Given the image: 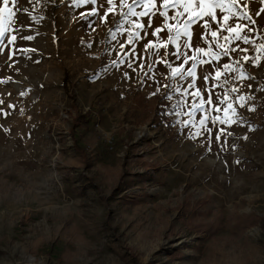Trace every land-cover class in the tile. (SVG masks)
<instances>
[{
  "label": "rangeland",
  "instance_id": "obj_1",
  "mask_svg": "<svg viewBox=\"0 0 264 264\" xmlns=\"http://www.w3.org/2000/svg\"><path fill=\"white\" fill-rule=\"evenodd\" d=\"M7 7L15 15L5 13L0 37V264H264V53L256 52L264 13L255 15L264 5L236 6L257 21H239L255 29L241 33L250 44L225 41L219 9L217 22L204 17L172 43L162 0L142 18L115 0L106 22L107 0ZM129 30L141 38L128 44ZM245 55H259V66ZM193 63L195 78L186 75ZM197 90L204 107L193 110ZM239 95L251 99L241 107ZM228 104L236 123L209 120L211 135L190 138L204 116L225 119Z\"/></svg>",
  "mask_w": 264,
  "mask_h": 264
},
{
  "label": "snow or ice",
  "instance_id": "obj_2",
  "mask_svg": "<svg viewBox=\"0 0 264 264\" xmlns=\"http://www.w3.org/2000/svg\"><path fill=\"white\" fill-rule=\"evenodd\" d=\"M10 0H3V4L5 5V7L0 8V37H2L4 35V33L7 31V28L4 27V18H5V13H7L9 19H11L12 16L15 15V13L13 12V10L9 7H7V5L9 4ZM14 2V0H13ZM76 3H87V4H96L97 0H75ZM240 2V0H162V7H163V11L159 12V15L164 17L165 20V27H167L170 35L168 37L169 41L172 43H176V41H178L182 35L187 36L189 35V28L193 23L198 22L199 20H202L204 17H209L211 22L215 23L217 22V15H216V10L219 9V11L221 13H223L224 15L222 16V24L223 26L226 28L227 32L230 34L229 36H225L224 39L225 41H228L230 39H235L237 41H242L244 44H250L252 43V41L250 40V38L248 37V35L244 34L242 35L241 33L247 29V31L251 32L254 31L255 29L250 27L248 24H243L240 23L239 21L241 20H247L250 22L251 25H256L257 21L256 19H254L252 17V15L249 14V12L245 11V12H238L236 6L238 5V3ZM157 3V0H132V4H143L144 7V11L141 12H136L134 11L132 4H128L127 0H119V5L120 7H124L125 5L128 8V13H130L132 16H136V17H144V16H148V15H155V12L153 11V9L155 8V5ZM259 3L264 5V0H259ZM107 4L109 5V7L106 9L105 13L103 16L100 17L101 21L106 22L108 14L112 13L114 11V7H115V0H107ZM169 9H182V11H176L175 14L171 17L168 16V10ZM26 11V10H25ZM261 13H264V7H261L259 11H257L255 13V15L257 17H259L261 15ZM89 15H98V11L96 9H93L92 12L89 13ZM121 16H125L127 14L121 12L120 13ZM185 16L187 17L185 19ZM235 20V26L234 27H228V21L229 20ZM169 20H175L177 21V25L173 26L171 24L168 23ZM150 26V25H149ZM206 30L210 29V24L208 21H205V24L203 25ZM133 27L135 29H144L145 25L143 23H139V22H133ZM175 28V31H174ZM162 29L161 28H156L155 31L153 32V35H156L157 33H159ZM111 31V30H109ZM234 34V36L232 35ZM211 35L213 38L217 37L218 32L217 31H211ZM24 39H28L31 40L33 39L32 36H26L23 37ZM114 38V37H113ZM140 33L139 31H128V39H127V43L131 44L133 43L134 39H140ZM16 39L15 36L12 37V40L14 41ZM151 44V42H150ZM149 45H145V47H149ZM91 46V45H89ZM190 47V45H187ZM125 45L121 44V48H124ZM177 48L179 49V45H177ZM238 49L237 48H232L231 51L232 52H236ZM242 52H247L248 49L244 48V49H239ZM205 50L202 48H196L195 52L197 53H201L204 52ZM256 52L257 53H264V45H260L256 48ZM177 54H181V53H177ZM213 55L214 58H216L217 54L216 53H211ZM224 56L228 55V50L226 49L223 52ZM188 59H194L191 57H188L186 54H184V60L185 62H187ZM242 60H244L245 62L251 60L254 66H259V55H257L256 57H249V56H243L241 58ZM121 63H123V59H121L120 61ZM198 63H203L204 61L200 60L197 61ZM117 61H113V64H116ZM234 63L239 64L240 61H234ZM129 67H131V64H129ZM169 67H171V65H169ZM195 68H196V63L192 64V67L190 69L187 70L186 75L189 77H193L195 78ZM223 68L225 70H229V71H237L239 73V77L240 79H249L252 80L254 79V77H252L250 74H248L243 66L239 67V68H232L231 65L229 64H224ZM172 74L173 75H177L178 74V70L176 68L172 69ZM219 71L217 72V75H219ZM127 76V74H125ZM205 81L208 80V77L205 76L204 77ZM7 81L5 80H0V83H6ZM189 87H194V83L189 84ZM249 88L252 87L251 84L248 85ZM262 91H264V87L261 88ZM157 91H159V89H157ZM179 91V90H178ZM231 91L233 92H238L239 89L236 87H233L231 89ZM21 95H23V93H21ZM152 95H156V93H152ZM195 96L200 97V104L196 105L193 104L192 105V109L193 110H198V109H203L204 107V100L203 97L200 93L199 90L196 91ZM168 100H171L172 97L171 96H166L165 97ZM248 99H251V96L248 95H239L237 97V100L241 102V107L244 106V102ZM221 103H223L224 101H220ZM207 103L211 104V98H209V100L207 101ZM0 104H3V100H0ZM9 107H14L13 105H9ZM216 111H220L219 108H216ZM223 111L225 112V119H221L218 116H204L202 119H200L198 121V125H199V129L193 133H191L190 138H196L199 136L204 135V132H207L209 135H211L212 129L207 128V122L209 120H211V122L213 124L219 122L220 124H232V123H236L237 121L235 119H232L231 117H235L238 115V113L236 112V110L233 108L232 104H228V106L223 109ZM249 111H255L254 108H250ZM229 113H231V116H229ZM190 115L192 114L191 112L189 113ZM181 123H184L186 126L188 124L193 123L192 121H183ZM228 135H231V133H228ZM248 137L245 136L244 139H247ZM216 140L219 141L220 140V135L217 134L216 135ZM210 143V141H209ZM227 143V141L225 140V144ZM211 149L209 148V151ZM221 150L223 149V146L221 148ZM237 163H239V161H237Z\"/></svg>",
  "mask_w": 264,
  "mask_h": 264
},
{
  "label": "bare ground",
  "instance_id": "obj_3",
  "mask_svg": "<svg viewBox=\"0 0 264 264\" xmlns=\"http://www.w3.org/2000/svg\"><path fill=\"white\" fill-rule=\"evenodd\" d=\"M28 264H34V259L32 258V257H30L29 259H28ZM20 264V263H19Z\"/></svg>",
  "mask_w": 264,
  "mask_h": 264
}]
</instances>
